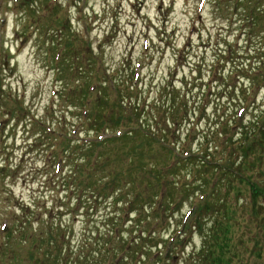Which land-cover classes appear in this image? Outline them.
<instances>
[{"label":"rangeland","instance_id":"obj_1","mask_svg":"<svg viewBox=\"0 0 264 264\" xmlns=\"http://www.w3.org/2000/svg\"><path fill=\"white\" fill-rule=\"evenodd\" d=\"M245 8L241 0L238 4L237 0H205L203 6L200 0H0V232L6 223L5 216L12 226L17 223L24 226L31 220L28 214L32 216L35 208L56 205L54 214L46 213L47 221L44 223L45 230L49 229L46 234L51 232L53 235L50 236L54 237V244L49 248L58 252L64 246L73 260L83 255L99 260L90 251L94 248L86 247L84 241H94L115 223L120 227V237L122 231L124 233L133 227L139 216L143 220L151 216V195L155 189L142 185L134 188L132 194V188L124 179L118 182L115 175L121 173L123 167L126 170L132 162L138 168L137 156H143L152 167L164 165L168 155L156 143L149 148H138L139 141L132 139L127 143L123 140L89 151L64 143L63 147L67 150L63 152L61 146L55 149V144L59 143L54 135H46L39 126L40 121L51 125L55 134L66 135L71 131L69 136L74 140L79 134H97L95 130L94 133H86L93 126L91 124L103 123L115 129L118 120H122L121 125H130L124 120L128 117L126 113L132 109L137 115L142 114L145 120L154 116L149 121L152 131L157 135L163 131L166 138L175 143L188 127L180 124L181 133L176 138L167 135L174 115L166 101L168 91L162 94L164 86H160L161 82L164 85L170 82L182 95L187 93L190 97V107H193L188 112H196L191 114L196 116L194 123L199 121L194 148L201 145L204 150L207 142L218 146V150L209 153L223 152L224 138L218 140L215 133L216 117L233 119L235 109L244 100L246 87L253 82H250L252 74L247 73L251 68L244 62L247 58L264 55V22L261 20L262 24L254 28L251 22L243 30L242 17L251 15V12H244ZM67 39L73 40L71 57L79 59L70 61L73 72H66L63 68L66 77L60 82L62 59L70 50L67 48L61 53ZM225 40H230L234 51L240 48V52L233 51L231 57L220 56L219 50L225 47ZM249 44L261 48L259 53L256 50L246 53ZM87 54L96 63L95 71L103 72H98V75L91 73V64L85 62ZM63 66L66 67L65 62ZM79 66H83L81 70ZM75 69L77 71L74 72ZM235 72L239 76H235ZM138 74L139 89L135 86ZM152 76L156 78L154 85L160 91L149 89ZM93 79H96L93 99L103 107H92L90 122L83 127H74L80 120V98L88 93L85 84ZM110 79H116V91L111 85H101V82ZM255 83L252 88L254 92L259 90L258 100L248 113L247 120L253 118L255 109L259 110L264 103V77ZM70 88L75 91H69ZM121 96L128 99L124 109L120 105L123 102ZM183 105L182 100L177 104L180 112L178 121L185 117L186 110H180L184 109ZM94 118L101 121L94 123ZM81 119L84 120V116ZM217 130L219 133L221 126ZM83 143L80 140L77 144L81 146ZM92 152L98 155L96 171L86 164ZM220 158L222 156L218 154L216 159ZM176 169L178 166L174 173ZM181 169L186 168L181 166L179 169L181 178L177 189L180 185L192 186L195 183L194 177L186 175L185 171L180 173ZM78 171H82V176ZM139 175L143 178L144 174ZM78 180L82 181L80 186ZM169 181L170 184L164 183L165 188H168V195L172 194L173 200L178 202V207L175 213L167 212L164 221L159 220L157 236L171 234L179 224V217L190 205L189 201L185 203L184 198L191 188L174 191L172 180ZM65 182L68 183L63 186ZM92 183H97L98 190L102 191L97 202L90 198L88 187ZM63 187L72 190L73 199L67 198L66 192H62ZM238 187L245 194L242 195L243 202H249V189L242 184ZM125 188L130 190V195L124 192ZM210 188L206 191L211 192ZM136 194L145 200V208L131 206ZM261 202L264 204L262 199ZM236 208L234 206L232 210ZM199 212L193 218L192 215L184 217L191 218L186 234L174 246L167 264H194L197 260L204 241L202 232L193 226ZM237 216H243L240 209ZM124 221L128 222L124 224ZM149 222L155 223L152 216ZM55 229L59 230L58 235ZM248 229L241 224L233 229L231 242L224 249L225 255L233 258L232 264H264V245L258 248L260 250L256 254L255 241L246 242ZM252 233L258 236L261 232L253 229ZM129 236L130 241L136 239L133 234ZM242 238L247 246L240 242ZM117 242L115 244L119 245ZM138 242H133L132 249L139 248L141 243L153 245L146 239ZM5 243L6 239L0 242V246ZM5 246L0 248V264H12L8 251L13 247L5 249ZM80 247H86L85 252L79 251ZM27 252L22 254V258ZM232 252H237L240 257H235L237 255Z\"/></svg>","mask_w":264,"mask_h":264},{"label":"trees","instance_id":"obj_2","mask_svg":"<svg viewBox=\"0 0 264 264\" xmlns=\"http://www.w3.org/2000/svg\"><path fill=\"white\" fill-rule=\"evenodd\" d=\"M241 1L243 5L246 6L244 12H251L250 16L247 15L248 17H242V29H246V27H248L251 22H253L252 28L261 25V20L264 22V0H259V2H256V0H248L247 4H245V0ZM238 2L240 3V0H237V4ZM256 12H258V14ZM248 20L251 21L249 22ZM72 43V39L65 40L63 46L64 48H62L63 51H65L67 48H70ZM224 44L225 47L219 50L220 56L227 55L228 57H231L234 52H240V48H235L236 51H234L230 40H225ZM87 47L89 48V44ZM255 50L257 53H259L261 48H254L249 44L246 53H252V51ZM81 52L84 51L81 50ZM71 54L70 48V50L67 52V57L62 59V62H65L66 67L63 66V63H61V72L59 73L61 76V80H59L60 82H62L66 77L63 68L66 70V72H73V68L70 67V61L72 60L74 62V58L79 59V57L76 56H72V58ZM85 62L88 65L89 63L91 64L92 70L90 71L92 74L96 73L98 75V72H103L101 70L95 71L96 63L94 62V59H90L88 54ZM244 64L246 66L249 65L251 68L247 73L252 74V80H250V82H253L248 87H246L247 90L245 92L243 102H241L237 109H235L232 120H226L225 118L221 120L220 118L223 117H216V128L214 127L216 137L218 140L219 138H224V150L223 152H218V154L222 156L220 160L216 159L218 154L209 153L210 151L218 150V146L216 144L210 145V143L208 144L206 142V147L204 150L200 148L201 145L196 149L194 148V143L196 141L195 132L198 130L197 122L199 121L196 120L197 122L194 123L196 116H192L191 114H195L196 112H188L193 107H190V97L187 93L182 95V93L177 90V86L170 82H164L165 85L163 82H161L160 86V88L164 86L163 91L161 92L162 94L166 90L168 91L166 94V101H168L170 104V112L175 116H173L167 135L168 137L171 135L176 138L175 136L180 135L181 133L179 131L180 124H186L188 127L186 129V133H181L180 139L175 143L169 141V138H166V133H163V131L162 134L160 133V135H157L152 131V127H149V125L152 123L150 124L149 121L154 119V116L150 117L151 119L147 118L148 120H145L142 114L137 115L136 112H132V109L130 112H125L128 117L124 121L126 123H131L130 125H121L122 120H118L115 129H112L111 126L103 123L96 126L91 124L93 126L88 129L86 133H90L95 130L97 134H79V137L84 136L85 138L89 139L88 141H83L84 143L81 146L77 144L81 140L80 138L71 140L66 137L68 135L66 134L60 143L55 145V149L61 146L63 152H65L67 147L64 148L63 145L64 143H67L68 145L77 146L78 149L87 148L89 151L96 147L101 148L106 146L111 142L124 140L128 143L129 140L133 139L134 141H139L138 148L143 146L144 148H149L151 144L153 145L156 143L161 150L165 151L166 155H168V159L164 165L155 168V166L152 167L148 162L144 161L143 156H137L135 157V160H139L138 168L134 165V162L131 161L132 163L130 162L131 164L126 170H123V167L120 170L121 173L115 175V178L118 180V182L120 179H124L125 183L132 188V194L134 193V188L142 185L146 188L150 187L155 189L151 195L153 201L149 210V213H151L150 215L153 217L155 223L151 224L149 222V218H151L149 215L144 220L141 219V216H139L140 218L138 217L137 221L133 224V227L124 233L122 231L120 237V227L116 223L112 224L111 229L107 231V233L98 235L94 241L91 239H89L90 241H84L86 247L89 246L94 248V251H90L99 260L91 259V257L87 255L80 256L76 258V260H73L70 256L71 253L65 252L66 250H64V246L59 249L58 252L57 249L51 250L49 248L52 246L51 244H54V237L50 236L53 235L51 232L46 234V232L49 230H45L44 226L45 221H47L45 218L46 213L43 214L41 209L37 207L35 208V211H33L32 216L30 213L28 214L31 220L28 221L24 226L17 223V225H11L3 233L4 240H7V243H5V249L8 247H13V249L10 248L8 251V255L10 256L12 264H131L129 260L133 262L132 264H142L144 262H146V264H167V261L174 250V246L176 243H179L182 237L186 234L188 228L187 225L191 219L190 218L185 224H183L182 219L179 217V224H177L175 227L176 229H174L171 234L169 233L168 235L163 234L162 236H157L156 233L160 227L159 220L164 221L165 218H167L166 213H175L178 207V202L176 203V201L173 200L174 198L172 194L168 195V188H165L164 183L170 184L169 179L172 180L171 184L174 191L180 192L184 191L185 188H191V192L188 193L184 199H186L185 203L189 201V207L193 208L192 218L200 210L196 216V221L194 222L195 224L193 226L199 228V231L202 232L201 237L204 241L201 244V253H198L197 260L194 261V264H232L233 258L231 259L225 255L224 249L226 246L228 248L229 242H231L233 229L240 224L244 225L247 229L249 228L246 242H249V240L252 242L254 240L256 249H258L260 246H263L264 204L261 202V199L264 201V103L260 106L259 110L255 109L256 115H254L253 118L247 120V116L248 113L251 112L253 105H255L258 100L257 95L259 90L254 92L252 87L256 85V80L264 77V55L259 54L256 57H252V59L247 58ZM258 64L260 66H258ZM81 67L83 66H79V70H81ZM75 71H77V69H75L74 72ZM234 74L235 76H239L237 72ZM155 79L156 78L152 76L150 83L152 84ZM94 81H96V79H93L85 84V88L88 93H84V95L80 98L82 103L78 106L80 111V120L76 122L77 126L83 127L88 122H90L89 120L92 107L94 109L95 105L97 109L103 107L99 101L95 102V99H93L92 95L95 94L93 91H95L94 86L96 85ZM246 82L249 83V80L246 79ZM101 85L103 87L111 85L113 91H116L117 89L116 79H110L108 82H101ZM135 86L138 88L137 84ZM91 88H93L92 91ZM160 88H157L154 84L150 87L151 90L156 89L159 91ZM70 90H73V92L75 91L74 88H70L69 91ZM151 90H148V92L151 93ZM103 96L106 95L103 94ZM120 98L123 101L120 103L122 106L121 108L124 109L125 101H128V99L126 97L124 98L123 96ZM181 100L183 101L184 109H179L182 112L186 110V112L182 121H178L177 115L178 113L180 115V112L178 111L177 104ZM162 101L163 100H161V102ZM127 105L130 107V104ZM134 109L136 110V106ZM81 116H84L85 119L82 120ZM99 120L100 119L96 120L94 118L93 122L95 123ZM224 120L226 121L223 124ZM220 126L221 130L218 133L217 129H219ZM92 133H94V131ZM103 135H106V137L101 138ZM55 141H58L57 137H55ZM138 148L136 147V152H138ZM93 152L91 153V156L86 159V164L88 167L95 169L96 171L98 169L96 167L98 155H93ZM177 166L178 169H176V173H174V169ZM181 166H185L186 169H181L180 173L185 171L187 172L186 175H192L195 179V183L192 186L180 185L177 189L176 187L178 185V181L181 178L179 176V169ZM81 173L82 171H78L79 176H82ZM255 173H257L258 177L257 175L253 177ZM139 174H144L143 178H141ZM213 179H216V181ZM81 180L83 181L82 177ZM212 180L213 182H211ZM82 181L78 180V186L82 184ZM67 183L68 182H65L63 186L67 185ZM238 184H242L249 189V202H243L244 199L242 195L245 194L243 192L241 193V189L238 187ZM209 187H211V192L206 191ZM88 189L91 193L90 198L97 202L100 199L102 192L98 190L97 183L90 184ZM125 189L126 190H124V192L126 194L129 193L128 195H130V190L127 188ZM67 190L68 189L63 187L62 192L65 191L67 198L70 199L72 196H74V194L72 193V190ZM125 197L128 198L127 195ZM184 199H182V201ZM233 199H235L234 206L237 207L236 210H232V207L234 208V206H232ZM119 202H121V200ZM130 204L135 208H145L147 206L145 200L137 194L134 196ZM95 206L96 205H94L93 208H95ZM239 209L243 215L241 218L237 216ZM56 210L57 208L55 207L51 208L50 214H54ZM126 222L128 221H124V224H126ZM48 226L51 228L55 227L54 225ZM59 226H61V224H59ZM253 229H259L261 233L258 236L252 235ZM58 233L59 230L55 229V234L58 235ZM132 234L136 236V239L133 238V240L130 241L129 235ZM165 235H167V237H165ZM137 239L141 241L146 239L147 241H151L153 245L149 246L141 243L139 248L132 249L133 242L137 244L140 243ZM244 240L245 239L242 238L240 242L244 243ZM117 241L119 242V245L115 244ZM128 241L132 243H129ZM246 242L244 243V246H247ZM86 247H83V249L80 247L79 251H84ZM27 250L28 252L22 258V254ZM259 250L260 249L256 250V254H258ZM53 251H55V253ZM88 252L89 250L87 253ZM232 254L237 255L235 256L237 258L240 257V254L238 255L237 252H232ZM136 256H139V260H136Z\"/></svg>","mask_w":264,"mask_h":264}]
</instances>
